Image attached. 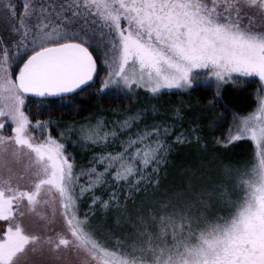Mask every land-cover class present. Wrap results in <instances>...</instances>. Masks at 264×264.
<instances>
[{"label":"snow or ice","instance_id":"snow-or-ice-1","mask_svg":"<svg viewBox=\"0 0 264 264\" xmlns=\"http://www.w3.org/2000/svg\"><path fill=\"white\" fill-rule=\"evenodd\" d=\"M250 79L255 108L209 139ZM81 97L138 105L55 135L26 110ZM0 264H264V0H0Z\"/></svg>","mask_w":264,"mask_h":264},{"label":"trees","instance_id":"trees-1","mask_svg":"<svg viewBox=\"0 0 264 264\" xmlns=\"http://www.w3.org/2000/svg\"><path fill=\"white\" fill-rule=\"evenodd\" d=\"M103 75V73H101ZM239 85H243L250 91H256L258 90V85L254 79H250L246 82H241ZM230 89V88H228ZM226 90L223 94V99L220 101L217 106L212 109L211 116L216 118V124L220 125L221 127L219 130L216 128L215 125L212 127H209L206 130V134L208 135V138L211 139L213 135L220 136L221 133L224 136H227L229 126L233 124V114L238 115H247L248 112L253 110L255 108L254 101L256 97H249L247 104L245 106H238V104L233 103L231 99L229 98L228 91ZM205 89H200L197 92L192 93L193 102H195L196 99H200L204 104H207L209 100L212 99L211 95H205ZM175 92V91H173ZM35 99V98H34ZM82 103H79V106L77 107H68L67 105L71 104L72 101L70 99H66L64 101H56V105L49 106L50 102H45L43 105L40 103L39 99H35V103L32 105H29L27 111L30 112L33 123L35 120H41V121H51L49 125H47V129L52 132L53 135L57 134L60 131L65 130V126H71L75 122H79L84 117L90 116L94 111L98 110L96 107H94L96 104H100L102 109L104 111H113V112H121L123 110L129 109L136 103V99L133 98L131 101L127 99H116L112 100L109 98L108 100H104L100 97H81L80 98ZM162 99H171V100H180V99H188V97H181L179 95H169L165 96ZM143 101L146 104H155L158 103L157 101H149L147 98L143 96ZM238 103V102H237ZM39 133L37 132V135ZM72 142H74L73 138H70V143L68 146V152L75 156L76 162L81 167H86L87 162L89 160H86V156L83 155V153H78L75 151V149L72 146ZM238 144V147L241 148L236 151V156L238 157H244V159H247L246 154L249 153L250 146L248 143H244L242 141L236 142ZM245 147V150L243 152L242 147ZM234 150V149H230ZM233 152V151H232ZM235 156V157H236ZM194 161L191 159H184L180 161V166H174L173 165V157L169 156L168 158V164L167 168L161 170V179L166 184L170 180H172L176 173L178 172L179 168L184 164L193 163ZM165 172H167V175H165ZM99 187V186H97ZM107 198V197H106ZM85 202H88L87 196L85 197ZM85 210V209H82Z\"/></svg>","mask_w":264,"mask_h":264},{"label":"rangeland","instance_id":"rangeland-1","mask_svg":"<svg viewBox=\"0 0 264 264\" xmlns=\"http://www.w3.org/2000/svg\"><path fill=\"white\" fill-rule=\"evenodd\" d=\"M229 91H228V94H229V98L231 99V101L233 102V103H236V104H238V106H245V104H247V101H248V98L249 97H256V91H250L249 89H247L246 87H244L243 85H237V86H234V87H231L230 89H228ZM172 91H176V90H172ZM238 102V103H237ZM139 103L140 104H143V105H148V104H146L144 101H143V96H140V98H139ZM138 105V101L136 100V103L132 106V107H130L129 109H133V108H135L136 106ZM129 109H126V110H123V111H121V112H116L117 114H122V113H124V112H126V111H128ZM97 111V110H96ZM96 111H94L91 115H93ZM106 112V111H105ZM113 111H107V113H112ZM90 115V116H91ZM47 128V127H46ZM48 130V129H47ZM8 130H6V132H7ZM207 135V134H206ZM207 137H208V135H207ZM72 146H73V148L75 149V151L76 152H80V153H83V155H85L86 156V160H90V158H91V151L89 150V148H87V147H80L79 145H77L76 143H75V141L74 142H72ZM119 147V145L118 144H115V145H110V148H118ZM239 149H241V148H239V147H236V148H234V150H231V152L233 151L234 153H235V156L237 155L236 154V151L237 150H239ZM242 149H243V152H244V150H245V147L243 146L242 147ZM194 153H195V149H192V152H191V154L192 155H194ZM170 156H172L173 157V165L174 166H180L181 165V163H180V161H182V160H184V159H187V157L189 156V153L187 152V151H185V150H181V152L180 153H176V152H173V153H171L170 154ZM246 156H247V154H246ZM247 158H248V156H247ZM235 159H237L238 161H241V162H243L244 160H246V159H244V157H238V156H236L235 157ZM21 182V184L22 185H27L28 183H29V180H28V178H27V176H25V179H23L22 181H20ZM125 193H127V188H125ZM118 195L120 194V193H117ZM142 195V194H141ZM86 210V209H85Z\"/></svg>","mask_w":264,"mask_h":264},{"label":"water","instance_id":"water-1","mask_svg":"<svg viewBox=\"0 0 264 264\" xmlns=\"http://www.w3.org/2000/svg\"><path fill=\"white\" fill-rule=\"evenodd\" d=\"M35 99H39V98H35Z\"/></svg>","mask_w":264,"mask_h":264}]
</instances>
